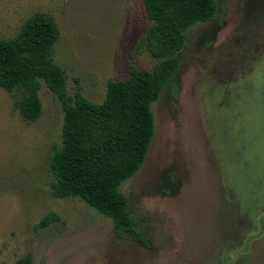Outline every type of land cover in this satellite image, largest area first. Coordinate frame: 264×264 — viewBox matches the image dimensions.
<instances>
[{"label":"rangeland","instance_id":"374dc122","mask_svg":"<svg viewBox=\"0 0 264 264\" xmlns=\"http://www.w3.org/2000/svg\"><path fill=\"white\" fill-rule=\"evenodd\" d=\"M215 2L218 17L187 31L178 95L165 88L151 105L148 153L118 189L145 243L80 198L53 197L64 115L46 85L35 122L14 108L20 92L0 89V264H264V0ZM35 13L59 30L70 96L101 103L129 64H154L135 51L151 24L141 0H0V40Z\"/></svg>","mask_w":264,"mask_h":264},{"label":"trees","instance_id":"16d2710c","mask_svg":"<svg viewBox=\"0 0 264 264\" xmlns=\"http://www.w3.org/2000/svg\"><path fill=\"white\" fill-rule=\"evenodd\" d=\"M141 2L151 24L135 51L146 52L154 64L151 69L129 64L126 79L108 81L101 103L88 101L80 92L67 93L66 75L53 60L59 30L44 13L29 17L13 38L0 40V89L20 92L14 108L24 121L35 122L42 114L40 83L46 85L64 115L61 144L53 147L49 159L53 197L80 198L110 218L118 236L145 243L118 189L140 169L148 153L154 135L151 105L165 88L171 89L173 99L178 95L187 31L215 20L219 9L215 0ZM161 193L172 191L161 188ZM55 220V215H48L40 226ZM14 264H33L32 257L28 254Z\"/></svg>","mask_w":264,"mask_h":264}]
</instances>
